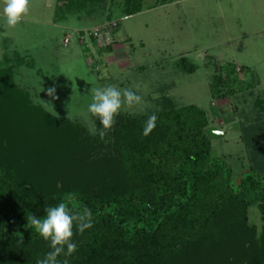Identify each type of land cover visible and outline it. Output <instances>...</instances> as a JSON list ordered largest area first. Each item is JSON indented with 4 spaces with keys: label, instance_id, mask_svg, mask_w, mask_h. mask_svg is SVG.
I'll list each match as a JSON object with an SVG mask.
<instances>
[{
    "label": "trees",
    "instance_id": "1",
    "mask_svg": "<svg viewBox=\"0 0 264 264\" xmlns=\"http://www.w3.org/2000/svg\"><path fill=\"white\" fill-rule=\"evenodd\" d=\"M101 1L58 0L59 15ZM142 1L127 0L123 17L139 13ZM179 65L187 73L197 68L186 58ZM234 69L224 68L229 75ZM217 81L226 84L225 97L251 88L235 90L227 77ZM163 103L148 136V117L131 120L114 133L113 155L94 159L100 155L79 128L35 107L12 69L0 68V264H37L51 251L31 215L42 217L61 202L74 212L88 207L94 216L84 233L74 227L78 250L60 258L70 264H264V176L257 173L264 174V157L252 150L257 133L264 135V100L255 101L258 116L241 136L258 170L236 188L228 164L212 156L206 111ZM33 165L38 171L30 173ZM49 169L59 182L47 181ZM20 171L30 174L19 179ZM222 203L226 213L213 210ZM249 208L261 217L259 230L246 226Z\"/></svg>",
    "mask_w": 264,
    "mask_h": 264
},
{
    "label": "rangeland",
    "instance_id": "2",
    "mask_svg": "<svg viewBox=\"0 0 264 264\" xmlns=\"http://www.w3.org/2000/svg\"><path fill=\"white\" fill-rule=\"evenodd\" d=\"M125 2L77 5L61 18L58 0H31L28 14L16 27L0 17V68L12 69L18 88L26 91L35 107L79 128L100 155L94 159L113 155L114 133L131 120L164 111V98L176 109L195 106L206 111L212 156L228 164L236 188L249 170H258L249 158L252 150L260 149L264 157V135L257 133L258 146L252 150L241 140L242 128L258 116L255 101L264 100V0H143L140 14L124 18ZM3 6L0 0V10ZM106 16L119 21L121 37H114V42L122 46L115 50L112 46L98 58L101 64L98 59L93 63L91 56L96 59L101 50L83 35L104 23ZM86 46L91 56L83 52ZM181 58L196 65L195 71L185 72L179 65ZM230 66L235 68L232 75L224 70ZM218 76L229 78L235 90L251 88L225 97L226 84L218 82ZM53 83L59 97L54 112L44 104L50 101L46 93ZM107 85L132 89L145 104L143 110L124 107L101 140L89 133L93 123L97 128L101 125L87 106L91 89ZM260 116L264 119V111ZM36 170L33 165L30 173ZM24 172L20 171L19 179L30 174ZM46 172L48 182H59V175L52 179L56 172ZM229 207L222 203L213 210L226 213ZM247 220V227L251 224L259 230L261 217L255 209H248Z\"/></svg>",
    "mask_w": 264,
    "mask_h": 264
},
{
    "label": "clouds",
    "instance_id": "3",
    "mask_svg": "<svg viewBox=\"0 0 264 264\" xmlns=\"http://www.w3.org/2000/svg\"><path fill=\"white\" fill-rule=\"evenodd\" d=\"M31 0H4V6L0 10V17L9 27H16L26 16L30 9ZM58 86L53 83L47 89L48 103H44L53 111V103L59 98ZM145 100L132 89H121L117 85H107L91 89V102L87 106L88 112L99 120L101 127L97 128L93 123L89 130L90 135L99 136L103 140L115 123L116 117L124 107L133 108L139 106L143 110ZM54 112V111H53ZM156 113L148 115L143 128V135L148 136L157 126ZM94 223L93 212L84 207L80 211H73L64 202L56 206L48 207L42 217L31 215V225L45 240L49 241L51 251L47 252L37 264H70L68 259L78 250L73 241L74 227L78 233H84L91 229Z\"/></svg>",
    "mask_w": 264,
    "mask_h": 264
},
{
    "label": "built area",
    "instance_id": "4",
    "mask_svg": "<svg viewBox=\"0 0 264 264\" xmlns=\"http://www.w3.org/2000/svg\"><path fill=\"white\" fill-rule=\"evenodd\" d=\"M118 29L119 21H107L86 31L83 38L91 40L96 48L104 51L114 46V36Z\"/></svg>",
    "mask_w": 264,
    "mask_h": 264
},
{
    "label": "crops",
    "instance_id": "5",
    "mask_svg": "<svg viewBox=\"0 0 264 264\" xmlns=\"http://www.w3.org/2000/svg\"><path fill=\"white\" fill-rule=\"evenodd\" d=\"M167 3H169V2H167ZM167 3H161L160 5L157 4V5L154 6V8H156L157 6L160 7V6L167 5ZM141 12H142V11H140V12L137 13V14H140ZM137 14H134V15H132V16H135V15H137ZM129 17H131V16H129ZM124 18H127V17H124ZM111 21H112V20H111ZM105 22H106V21H105ZM119 32H120V29L117 31L116 35L114 36V37H115V40H116L117 37H121V36L119 35ZM86 41H87L88 43H90V44H93V42H92L91 40H89V39H86ZM115 44H116V45H114V47H113L114 50H115V48L119 49V48H121V46H122V45H120V43H119L118 40H117V42H115ZM120 50H121V49H120ZM110 51H111V49H109V51H106V52H110ZM83 52H84V53L86 52L87 55L89 54V56H91V55H90V49H89L87 46H86V50L83 48ZM104 52H105V51H104ZM104 52H103V53H104ZM117 52H118V51H117ZM103 53H102V54H103ZM86 54H85V56H86ZM102 54H98V53H97V55L94 54L95 56H97L96 59H94V58L91 56V60H92V62L94 63L95 61H97V59L100 58V56H101ZM103 62H105V61H103ZM98 63L101 64V63H100V59H98ZM99 64H98V66H100Z\"/></svg>",
    "mask_w": 264,
    "mask_h": 264
}]
</instances>
